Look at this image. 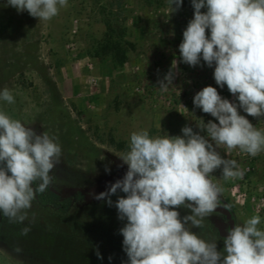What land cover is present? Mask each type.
Segmentation results:
<instances>
[{"label":"rangeland","instance_id":"374dc122","mask_svg":"<svg viewBox=\"0 0 264 264\" xmlns=\"http://www.w3.org/2000/svg\"><path fill=\"white\" fill-rule=\"evenodd\" d=\"M6 4L7 0H0V91L11 90L15 103L0 101V110L37 134L55 137L62 155L50 173L52 187L63 195L80 190L88 198L64 212L33 201L23 223L10 222L0 213V264H127L120 233L127 221L118 219L115 207L126 194L118 190L112 195L111 207L107 198L97 200L93 194L106 192L115 177L127 172V164L119 157L129 150L131 133L147 130L152 137L182 136V128L189 126L206 136V130L197 126L200 120L205 124L218 120L195 107V94L212 86L222 98L237 104L238 100L226 85L216 84L215 65L208 67L202 58L195 67L181 61L183 31L194 18L191 0H183L174 12L168 0H68V6L49 21H39L27 11L18 13ZM105 23L115 31L123 29L134 47L128 61L117 69L110 57L104 61L91 57L107 31ZM206 34L210 36V30ZM70 43L79 51L70 52ZM173 60L177 61L173 83L168 91H161L158 82L168 74ZM67 66L79 68L82 85L88 87L79 100L66 97L64 81L69 77L63 68ZM91 77L98 78L97 88L91 86ZM238 112L264 130V116H248L240 108ZM117 143H123L122 148ZM217 151L238 165L252 162L264 168V151L255 157L238 148L229 152L220 146ZM211 176L223 188L219 200L233 207L235 226L254 216L248 207L242 212L234 203L232 186L222 177V169ZM260 179L257 175L242 180L241 190L249 193ZM175 210L181 219L191 214L185 207ZM260 218L258 227L264 230V212ZM227 223L214 211L201 228L188 227L202 239L216 242L222 252ZM26 226L31 231L21 235Z\"/></svg>","mask_w":264,"mask_h":264},{"label":"clouds","instance_id":"9594fccd","mask_svg":"<svg viewBox=\"0 0 264 264\" xmlns=\"http://www.w3.org/2000/svg\"><path fill=\"white\" fill-rule=\"evenodd\" d=\"M194 18L183 31L179 45L181 61L197 66L201 58L214 67V80L227 86L237 103L222 98L217 88L206 86L193 99L195 107L218 120L197 125L206 136L189 126L182 136L149 135L147 130L130 135L129 150L119 157L128 170L106 192L93 194L113 206L111 196L125 193L115 202L127 264H264V230L259 215L228 231L223 251L188 227L201 228L203 220L220 205L223 188L211 173L222 169L225 180L242 178L244 170L234 159H225L217 149H239L252 157L264 151V130L248 116H264V0H191ZM183 0H168L171 12ZM7 7L27 11L39 21H49L68 6V0H7ZM201 9H206L202 12ZM210 30V36L206 34ZM177 61L163 80L161 91L173 83ZM0 101L15 103L11 90L0 91ZM62 149L47 132L37 134L20 120L0 110V213L10 222L23 223L37 193L52 184L50 175L61 162ZM110 171V169H106ZM10 173V174H9ZM36 187H33V185ZM190 209L180 218L175 210ZM24 227L21 235H27ZM17 252L21 249L17 248ZM97 257L102 259L99 251ZM111 260V257H109Z\"/></svg>","mask_w":264,"mask_h":264},{"label":"trees","instance_id":"16d2710c","mask_svg":"<svg viewBox=\"0 0 264 264\" xmlns=\"http://www.w3.org/2000/svg\"><path fill=\"white\" fill-rule=\"evenodd\" d=\"M105 26L107 31L102 41L91 54V57L97 58L100 61H104L107 57H110L113 68L117 69L122 67L128 61V52L134 47L132 43L125 39L126 34L123 29L115 31L110 27L109 23H105ZM117 146L122 148L123 143H117ZM33 187H36V185L34 184ZM87 198L88 195L80 190H74L71 191L69 195H63L55 190L51 184V186L43 193H37L34 201L40 207L64 212L74 203H83ZM220 202L229 208L232 213V218L235 219L232 205L226 201Z\"/></svg>","mask_w":264,"mask_h":264},{"label":"built area","instance_id":"2783aa9c","mask_svg":"<svg viewBox=\"0 0 264 264\" xmlns=\"http://www.w3.org/2000/svg\"><path fill=\"white\" fill-rule=\"evenodd\" d=\"M72 32L75 33V29H73ZM67 48L70 50V52L79 51V48L73 43L68 44ZM85 57L86 66L91 70L92 64L90 63V59L87 56ZM90 83L93 88H97L99 85L98 78L91 77ZM239 166L242 170H244L243 177L227 180L232 186L231 191L234 198V203L240 206L242 212H245L247 209L246 207H248L251 214L260 216L261 213L264 212V168H262L258 163L252 162H246ZM257 175H261L259 183L254 184V189L252 191L249 193H244L241 190L240 182L242 180L248 181L249 178L256 177Z\"/></svg>","mask_w":264,"mask_h":264},{"label":"crops","instance_id":"0c3cea01","mask_svg":"<svg viewBox=\"0 0 264 264\" xmlns=\"http://www.w3.org/2000/svg\"><path fill=\"white\" fill-rule=\"evenodd\" d=\"M68 70V77L64 82L68 86L66 91V97L73 100H79L84 96V93L88 90V87L82 85L80 75L77 73L79 68L67 66L63 70Z\"/></svg>","mask_w":264,"mask_h":264},{"label":"water","instance_id":"95a60500","mask_svg":"<svg viewBox=\"0 0 264 264\" xmlns=\"http://www.w3.org/2000/svg\"><path fill=\"white\" fill-rule=\"evenodd\" d=\"M125 174H126V172L119 174L117 177H115V179L111 182V184L115 183L117 180L123 179ZM215 212L222 214L225 217V219L227 220V222H228L227 223V234H228V231L235 227V219L232 218L231 211L223 203L220 202V205L216 208Z\"/></svg>","mask_w":264,"mask_h":264}]
</instances>
